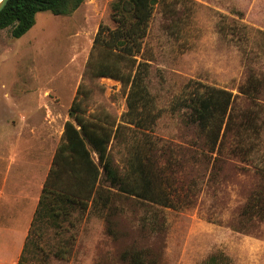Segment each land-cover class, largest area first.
<instances>
[{
	"label": "rangeland",
	"instance_id": "1",
	"mask_svg": "<svg viewBox=\"0 0 264 264\" xmlns=\"http://www.w3.org/2000/svg\"><path fill=\"white\" fill-rule=\"evenodd\" d=\"M115 1L86 0L69 16L38 13L18 39L10 29L0 31L1 119L32 115L45 104L68 105L76 97L88 115L124 119L128 89L88 72L99 27L116 28ZM140 57L148 63L147 133L156 145L154 160L168 177L172 207L118 196L108 208H76L61 219V229L45 219L27 237L25 262L134 264L138 254L142 264H207L211 256L229 264H264V0H160ZM100 58L94 54L95 61ZM251 77L260 85L255 100L239 92ZM195 86L232 92L237 125L252 110L255 128L242 138L236 128L212 153L196 126L186 125V112L172 111ZM49 120L55 125L52 148L60 131L58 121ZM44 122L41 129L47 130ZM38 137L35 132L25 140ZM110 153L123 173L126 144L113 141ZM32 155L38 159L35 150ZM59 249L66 251L63 258L55 256Z\"/></svg>",
	"mask_w": 264,
	"mask_h": 264
},
{
	"label": "trees",
	"instance_id": "2",
	"mask_svg": "<svg viewBox=\"0 0 264 264\" xmlns=\"http://www.w3.org/2000/svg\"><path fill=\"white\" fill-rule=\"evenodd\" d=\"M85 1L9 0L0 13V31L10 29L13 38H21L33 28L38 13L69 16ZM159 1L117 0L112 4L111 15L116 28L110 30L103 25L99 27L88 72L95 78L119 81L124 89H128L127 112L119 123L108 114L88 115L83 100L75 98L69 110L71 120L65 124L63 143L57 148L44 183L30 233L34 232L36 225L49 218L61 229V222L67 220L76 208H108L118 196L172 207L167 193L168 177L154 160L156 145L147 133L149 121L145 113L149 111L145 80L148 63L142 57L138 59L142 55L144 39ZM96 53L101 54L97 61L94 60ZM259 87V81L251 77L239 92L255 100ZM234 100L235 95L228 90L195 86L187 96L172 105V111L186 112V125L196 126L206 146L216 153L220 152L226 136L236 128L235 134L239 138L255 128L256 113L252 110L244 111L237 125L233 113ZM127 129L130 132L124 138L123 133ZM139 133L142 137L137 140L136 135ZM113 141L126 144V168L123 173L111 158ZM103 183L108 184V187H104ZM254 207L251 205V212ZM28 243L25 249H28ZM38 250L36 246L34 251ZM65 254L66 251L59 249L55 256L63 258ZM132 259L134 264H142L138 254L133 255ZM19 264H27L23 255ZM207 264L229 263L225 257L211 256Z\"/></svg>",
	"mask_w": 264,
	"mask_h": 264
},
{
	"label": "crops",
	"instance_id": "3",
	"mask_svg": "<svg viewBox=\"0 0 264 264\" xmlns=\"http://www.w3.org/2000/svg\"><path fill=\"white\" fill-rule=\"evenodd\" d=\"M74 100L61 107H51L44 102L45 106L32 115L20 114L13 121L5 122L0 118V264H19L44 183L63 140L65 124L71 120L69 110ZM49 118L58 121L60 131L59 141L52 148H49V140H54L51 136L55 125ZM44 119L50 124L47 130L41 129ZM35 132L39 137L34 143L25 140V136L30 137ZM32 150L38 153L34 161ZM93 156L95 159L96 154Z\"/></svg>",
	"mask_w": 264,
	"mask_h": 264
},
{
	"label": "water",
	"instance_id": "4",
	"mask_svg": "<svg viewBox=\"0 0 264 264\" xmlns=\"http://www.w3.org/2000/svg\"><path fill=\"white\" fill-rule=\"evenodd\" d=\"M9 0H0V13L5 9Z\"/></svg>",
	"mask_w": 264,
	"mask_h": 264
}]
</instances>
